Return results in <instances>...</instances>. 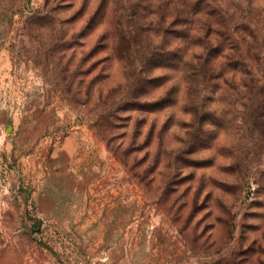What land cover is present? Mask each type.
I'll return each mask as SVG.
<instances>
[{"label":"rangeland","instance_id":"rangeland-1","mask_svg":"<svg viewBox=\"0 0 264 264\" xmlns=\"http://www.w3.org/2000/svg\"><path fill=\"white\" fill-rule=\"evenodd\" d=\"M258 6L0 0V264H264V81L179 65L264 74Z\"/></svg>","mask_w":264,"mask_h":264},{"label":"trees","instance_id":"trees-1","mask_svg":"<svg viewBox=\"0 0 264 264\" xmlns=\"http://www.w3.org/2000/svg\"><path fill=\"white\" fill-rule=\"evenodd\" d=\"M252 7L254 6L252 5ZM259 7L261 8V6L255 8L256 12L258 11L259 13H261V15H264V11L262 12V9H260ZM246 31L250 33V37L255 38L253 28L251 26H248V30ZM246 31H244L243 33H245ZM235 40L236 39H234V41ZM230 44L232 45L230 50H232L233 52L237 51L238 54L239 48L237 43L230 42ZM260 50L261 49H259L258 51L255 50V54L257 56L261 54ZM228 54V51L225 49L221 51L194 54L190 56L187 53H181L179 55V65H181V67L186 72L190 80L189 83L196 82L203 77V79H205L206 81L222 82L223 84L228 86L231 92H236L237 94H250L249 91H251L252 89V83L247 82H250L248 81V79H251L253 80V82L257 83L255 86L258 85V87L260 88V85L264 81L263 69H253L250 66L245 67V65H243L244 61L247 63L253 60V54L249 53L248 58H246L244 52L240 50L239 54L242 55L239 57L235 56V60L237 61L235 66H228L225 64L226 60H228ZM236 82H241V85H237Z\"/></svg>","mask_w":264,"mask_h":264}]
</instances>
